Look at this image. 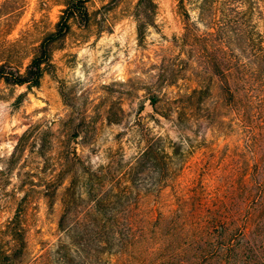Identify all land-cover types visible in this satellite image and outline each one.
Returning a JSON list of instances; mask_svg holds the SVG:
<instances>
[{"label":"rangeland","instance_id":"obj_1","mask_svg":"<svg viewBox=\"0 0 264 264\" xmlns=\"http://www.w3.org/2000/svg\"><path fill=\"white\" fill-rule=\"evenodd\" d=\"M68 1L0 0V64L24 72ZM152 1L149 15L138 0H88L50 46L38 87L0 81V264H117L97 252L87 262L71 221L122 192L146 232L188 242L239 231L211 223L240 218V188L264 169V132L251 138L229 73L212 70L222 53L205 0H183L189 22L178 0ZM138 22L148 24L141 43ZM236 72L255 74L260 96L264 72Z\"/></svg>","mask_w":264,"mask_h":264},{"label":"trees","instance_id":"obj_2","mask_svg":"<svg viewBox=\"0 0 264 264\" xmlns=\"http://www.w3.org/2000/svg\"><path fill=\"white\" fill-rule=\"evenodd\" d=\"M178 1L179 13L189 22L183 0ZM87 2L69 0L55 31L41 41L24 72L0 64V81L14 86L38 87L50 65V46L67 34L70 19L86 17ZM202 4L198 9L205 15L206 28L215 31L221 43L218 47L222 56L214 59L212 70L221 77L229 73L225 83L229 102L242 111L241 122L248 128L251 138L259 140L264 132V83L260 84V96H256L250 84L255 74L236 72L233 78V72H264V0H205ZM138 6L149 15L154 13L152 0H138ZM142 23L138 22L137 26L140 43L144 38V26L148 25ZM246 61L254 68L250 69ZM256 119L259 126L253 125ZM239 192L245 199L239 211L240 218L232 215L230 219L219 218L211 223L215 230L230 226L239 231L192 232L193 240L188 242L189 234L181 232H146L145 227L129 215L136 204L122 197L127 192L116 196V203L107 196L105 199L97 196L84 209L83 219L73 218L71 227L81 232L84 239L81 247L86 251L87 262L92 260L90 253L97 252L111 255L117 264H264V169H260V180L254 178L250 183H243ZM200 242L201 247L198 246Z\"/></svg>","mask_w":264,"mask_h":264}]
</instances>
